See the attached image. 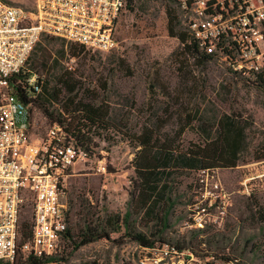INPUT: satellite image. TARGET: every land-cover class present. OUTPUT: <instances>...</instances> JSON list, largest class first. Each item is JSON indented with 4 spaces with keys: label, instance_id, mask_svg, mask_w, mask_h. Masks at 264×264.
<instances>
[{
    "label": "rangeland",
    "instance_id": "374dc122",
    "mask_svg": "<svg viewBox=\"0 0 264 264\" xmlns=\"http://www.w3.org/2000/svg\"><path fill=\"white\" fill-rule=\"evenodd\" d=\"M9 2L23 7L33 5V0ZM124 2L117 19L116 50L105 54L85 50L72 58L67 42L42 38L36 45L35 55L42 53L57 63L51 64L53 69L49 73L28 66L37 77L51 84L62 70L73 72L79 87L95 91L97 97L107 99L111 108L116 129L94 137L93 143L97 146L92 147L93 155L73 165L65 181L66 202L79 195L93 203L100 215L104 211L123 215L130 203L131 182L135 178L132 161L137 151L128 135L144 125H153L155 112L160 117L166 116L162 111L170 101L164 89L171 95L179 93L181 102L198 111L191 127L181 137L185 146L205 136L201 122L214 135L216 119L224 113H234L239 122L249 127L238 166L209 171L210 176L220 180L230 197L223 222L206 228L189 242L194 230L188 229L186 223L198 197L196 191L202 171L183 172L174 183L173 195L178 197V203L172 210L171 227L165 231V239H183L189 248L198 247L203 253L219 251L221 255L239 258L244 264H264V228L254 215L257 205L264 208V93L245 86L217 62L197 67L190 61L182 71L178 70V42L166 31L168 2L132 0V11ZM177 122L174 117L161 127V132L176 128ZM50 125L40 110L32 106L30 144H40ZM101 160L106 164V174L96 171ZM151 225L148 218L136 219L135 226L143 232L152 229ZM122 233L112 234L110 241L100 240L81 247L66 261L54 264H136L135 242L124 240L122 243ZM208 238L210 244L206 241ZM59 254V257L65 256L64 244Z\"/></svg>",
    "mask_w": 264,
    "mask_h": 264
},
{
    "label": "built area",
    "instance_id": "2783aa9c",
    "mask_svg": "<svg viewBox=\"0 0 264 264\" xmlns=\"http://www.w3.org/2000/svg\"><path fill=\"white\" fill-rule=\"evenodd\" d=\"M9 1L0 0V262L15 257L18 219L27 194L34 224L23 253L50 256L59 251L67 228L65 181L76 162L89 158L58 125L48 128L42 143L30 144L29 108L13 95L9 78L25 69L44 35L94 53L116 50L117 19L125 6L124 0H33L31 7ZM173 1L182 25L219 65L246 78L264 70V0ZM96 171L107 173L103 160ZM201 174L186 227L202 232L223 222L230 197L209 171ZM133 258L136 264H237L200 256L173 241L135 243Z\"/></svg>",
    "mask_w": 264,
    "mask_h": 264
},
{
    "label": "trees",
    "instance_id": "16d2710c",
    "mask_svg": "<svg viewBox=\"0 0 264 264\" xmlns=\"http://www.w3.org/2000/svg\"><path fill=\"white\" fill-rule=\"evenodd\" d=\"M125 1L126 8L132 11V0ZM166 1L168 2L165 12L166 31L178 42V70L182 71L190 61L197 67L216 62L213 55L201 50L195 38L182 25V15L174 1ZM42 38L58 39L45 35ZM68 44H70V57L72 58L79 57V54L85 51L84 47L78 44ZM36 45L25 69L9 78L13 95L29 108L30 129L31 107L34 106L48 119L50 126L62 127L67 134V140L87 151L89 156L93 155L92 147L97 146L93 143L94 137H100L101 132L116 129L107 99H100L95 91L89 88L79 87L78 79L73 72L67 69L57 74L53 84L49 80L44 81L37 77L33 71L28 69L29 65L34 68L39 67L49 73L57 61L51 62L42 53L35 55ZM228 73L239 78L245 86L255 87L264 93V70L253 78H246L229 71ZM33 75L36 78L32 84H29L28 81ZM164 95L170 101L162 111L166 116L160 117L155 112L153 125H144L138 131L128 135L137 151L132 161L135 178L131 182L130 203L126 212L121 215L104 211L100 215L88 199H83L79 195L74 196L66 202L67 228L63 234L59 251L50 256L24 254L22 247L31 239L34 224L32 198L27 194L18 219L15 257L11 262H0V264L59 263L66 261L81 247L100 240L110 241L112 234L121 232H123L121 234L122 243L124 240H129L141 246H150L171 241L165 239V231L171 227V213L178 203V197L173 195L176 178L183 172L237 167L240 155L246 146L245 131L249 125L239 122L234 113H224L216 119L214 135H211L209 126L201 122L200 128L205 136H202L197 143H188L185 146L181 143V137L191 127L198 111L192 110L186 103L181 102L179 93L171 95L164 89ZM54 103L57 105L54 106ZM175 107L177 108L174 109ZM174 117L178 121L177 127L161 132L165 123ZM123 127L126 128V124H123ZM43 141L44 139L41 143ZM254 212L264 228V208L257 205ZM138 218H148L152 229H148L147 232L138 229L135 226ZM200 233L201 231H193L189 242L197 238ZM206 241L208 244L211 243L209 238ZM173 242L180 248H187L188 243L183 239ZM202 242L200 240V243ZM63 244L65 256L59 257ZM192 248L200 256L212 255L225 261L244 264L239 258L229 254L221 255L219 251L218 253L207 251L203 253L204 251L198 247Z\"/></svg>",
    "mask_w": 264,
    "mask_h": 264
}]
</instances>
